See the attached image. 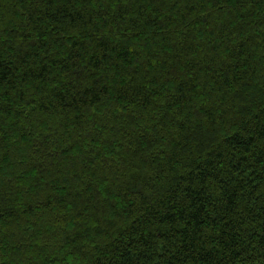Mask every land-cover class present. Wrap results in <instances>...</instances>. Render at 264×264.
Instances as JSON below:
<instances>
[{
	"label": "trees",
	"instance_id": "1",
	"mask_svg": "<svg viewBox=\"0 0 264 264\" xmlns=\"http://www.w3.org/2000/svg\"><path fill=\"white\" fill-rule=\"evenodd\" d=\"M1 264H264V0H0Z\"/></svg>",
	"mask_w": 264,
	"mask_h": 264
},
{
	"label": "rangeland",
	"instance_id": "2",
	"mask_svg": "<svg viewBox=\"0 0 264 264\" xmlns=\"http://www.w3.org/2000/svg\"><path fill=\"white\" fill-rule=\"evenodd\" d=\"M0 264H1V262H0Z\"/></svg>",
	"mask_w": 264,
	"mask_h": 264
}]
</instances>
